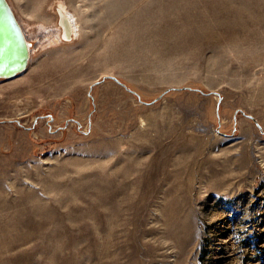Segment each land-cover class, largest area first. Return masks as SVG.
<instances>
[{"label":"rangeland","instance_id":"obj_1","mask_svg":"<svg viewBox=\"0 0 264 264\" xmlns=\"http://www.w3.org/2000/svg\"><path fill=\"white\" fill-rule=\"evenodd\" d=\"M57 1L8 0L0 264H264V0H62L48 46Z\"/></svg>","mask_w":264,"mask_h":264},{"label":"water","instance_id":"obj_2","mask_svg":"<svg viewBox=\"0 0 264 264\" xmlns=\"http://www.w3.org/2000/svg\"><path fill=\"white\" fill-rule=\"evenodd\" d=\"M30 57L25 34L8 0H0V77L26 69Z\"/></svg>","mask_w":264,"mask_h":264},{"label":"bare ground","instance_id":"obj_3","mask_svg":"<svg viewBox=\"0 0 264 264\" xmlns=\"http://www.w3.org/2000/svg\"><path fill=\"white\" fill-rule=\"evenodd\" d=\"M53 10H54L55 15H56L55 16L56 19L54 22L55 23L54 24L55 30L52 29L53 28V27H51L52 25L48 26V25H44V23L38 24L39 29L46 31L45 35L48 36V38H47V45L48 46L58 44L64 40H72L73 38L75 39L78 36L82 35L81 34V32H82L81 28L82 27H80V23H79L80 19L77 17V15L75 13L71 12V10L68 9L67 5H65V3L62 0L57 1V5H55V7H53ZM21 28L24 32L23 26H21ZM26 41H27V45L29 47V51L31 52V48H32L31 42L27 38H26ZM68 42H70V41H68ZM28 62H29V60H28Z\"/></svg>","mask_w":264,"mask_h":264},{"label":"crops","instance_id":"obj_4","mask_svg":"<svg viewBox=\"0 0 264 264\" xmlns=\"http://www.w3.org/2000/svg\"><path fill=\"white\" fill-rule=\"evenodd\" d=\"M218 95H220V93L218 92ZM221 99H222V97H221V95L219 96V98H218V104H217V107H218V105L220 104V101H221ZM239 111L240 112H242L243 113V111L241 110V109H239ZM245 115H247L248 117H250L251 119H253V120H255V117H253V116H255V115H251V114H245ZM217 116H218V114H217ZM219 117V116H218ZM235 118V117H234ZM219 123H220V121H219Z\"/></svg>","mask_w":264,"mask_h":264}]
</instances>
